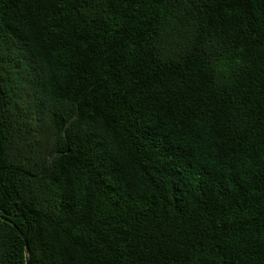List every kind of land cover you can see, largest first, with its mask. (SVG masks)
<instances>
[{"label": "trees", "instance_id": "1", "mask_svg": "<svg viewBox=\"0 0 264 264\" xmlns=\"http://www.w3.org/2000/svg\"><path fill=\"white\" fill-rule=\"evenodd\" d=\"M26 256L264 264V0H0V264Z\"/></svg>", "mask_w": 264, "mask_h": 264}, {"label": "water", "instance_id": "2", "mask_svg": "<svg viewBox=\"0 0 264 264\" xmlns=\"http://www.w3.org/2000/svg\"><path fill=\"white\" fill-rule=\"evenodd\" d=\"M24 239H25L26 248L28 249V245H27V241H26V235L24 236ZM25 264H28L27 256H26V262H25Z\"/></svg>", "mask_w": 264, "mask_h": 264}]
</instances>
